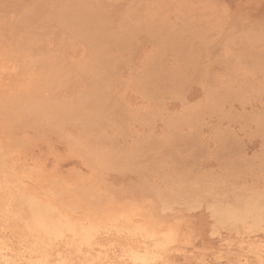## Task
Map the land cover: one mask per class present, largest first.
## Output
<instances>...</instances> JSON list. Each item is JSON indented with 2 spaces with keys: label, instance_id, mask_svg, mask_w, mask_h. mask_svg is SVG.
Wrapping results in <instances>:
<instances>
[{
  "label": "bare ground",
  "instance_id": "1",
  "mask_svg": "<svg viewBox=\"0 0 264 264\" xmlns=\"http://www.w3.org/2000/svg\"><path fill=\"white\" fill-rule=\"evenodd\" d=\"M97 2L0 0V264H264V167L198 125L140 113L123 89L47 87L61 69L30 41L73 36L63 23L83 25ZM127 3L175 7L163 51L212 82L239 70L241 47L264 57V0Z\"/></svg>",
  "mask_w": 264,
  "mask_h": 264
},
{
  "label": "rangeland",
  "instance_id": "2",
  "mask_svg": "<svg viewBox=\"0 0 264 264\" xmlns=\"http://www.w3.org/2000/svg\"><path fill=\"white\" fill-rule=\"evenodd\" d=\"M126 1L98 0L83 25L63 23L66 31L76 30L66 39L58 33L50 36L51 41L42 36L30 41L42 51L48 48L43 54L50 56L49 65L61 69V80L47 87H59L65 97H74L73 92L84 87L123 89L134 98L133 104H143L140 113L173 118L187 123L188 129L198 125L206 138L221 139L223 149L237 154L241 164L264 167V69H259L264 67V57L244 54L245 47H241L237 50L239 70L229 59L206 57V64L218 63L227 69L230 62L232 67L222 72L223 79L212 82L203 70H196L199 66L191 70L178 66L180 55L163 51L161 38L169 39L167 34L172 29V24L164 21L172 19L175 7L164 12L149 5L134 9L130 3L123 4ZM157 16L160 18L155 22ZM154 43L161 45L162 51ZM197 46V42L191 44L190 50ZM194 78L201 84L195 82L186 95L175 93L177 86ZM17 257L12 260L22 259ZM243 258L232 263L244 262Z\"/></svg>",
  "mask_w": 264,
  "mask_h": 264
}]
</instances>
